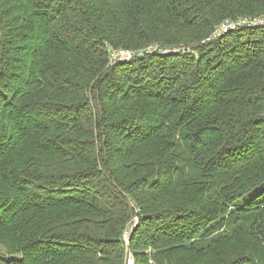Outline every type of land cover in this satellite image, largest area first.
<instances>
[{"label":"trees","instance_id":"trees-1","mask_svg":"<svg viewBox=\"0 0 264 264\" xmlns=\"http://www.w3.org/2000/svg\"><path fill=\"white\" fill-rule=\"evenodd\" d=\"M257 15L0 0V264H264V27L203 41Z\"/></svg>","mask_w":264,"mask_h":264},{"label":"built area","instance_id":"built-area-1","mask_svg":"<svg viewBox=\"0 0 264 264\" xmlns=\"http://www.w3.org/2000/svg\"><path fill=\"white\" fill-rule=\"evenodd\" d=\"M254 27V26H260L264 27V15H257V16H243V17H238L236 19H225L222 22H220L216 28L214 29L213 33L207 38V40H210L212 38H215L222 33H225L229 30L232 29H238L242 27ZM156 48L154 47H148L147 51L155 50ZM164 52V51H163ZM135 53L138 54H143V51H129L126 49H119V50H114L112 52V60H122V61H127L130 60ZM128 232L124 234V239L126 240L128 238L127 235ZM129 264H133V260L129 259Z\"/></svg>","mask_w":264,"mask_h":264},{"label":"rangeland","instance_id":"rangeland-1","mask_svg":"<svg viewBox=\"0 0 264 264\" xmlns=\"http://www.w3.org/2000/svg\"><path fill=\"white\" fill-rule=\"evenodd\" d=\"M209 37V36H208ZM207 37V38H208ZM207 38H205L203 41H208L207 40ZM152 47H154V48H156V50H159L160 48L158 47V45H155V46H152ZM183 47H177V48H173V49H182ZM121 49H125V48H121ZM126 50H128V49H126ZM129 51H135V49H130ZM162 53H164L163 51H162ZM126 241H127V239H126ZM125 241V242H126ZM126 244H127V242H126ZM126 251H127V256H126V264H129V259L131 260H133V256H132V254H131V252L128 250V245L126 246Z\"/></svg>","mask_w":264,"mask_h":264}]
</instances>
